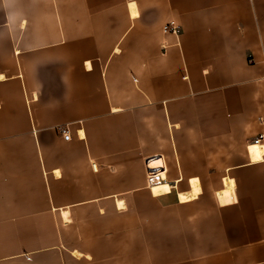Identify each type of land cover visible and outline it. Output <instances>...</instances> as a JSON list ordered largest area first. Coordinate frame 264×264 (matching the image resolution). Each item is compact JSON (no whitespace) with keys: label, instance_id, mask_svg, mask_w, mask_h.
<instances>
[{"label":"crops","instance_id":"1","mask_svg":"<svg viewBox=\"0 0 264 264\" xmlns=\"http://www.w3.org/2000/svg\"><path fill=\"white\" fill-rule=\"evenodd\" d=\"M261 135L264 0H0V264H264Z\"/></svg>","mask_w":264,"mask_h":264},{"label":"bare ground","instance_id":"2","mask_svg":"<svg viewBox=\"0 0 264 264\" xmlns=\"http://www.w3.org/2000/svg\"><path fill=\"white\" fill-rule=\"evenodd\" d=\"M256 144V143H253ZM257 145V144H256ZM260 145V144H258ZM249 153H250V148H249ZM145 168H146V172L149 178H154L156 176L159 175V177L162 178V180H165V162L163 160V158L161 156H154L151 158H148L145 161ZM164 184V183H162ZM234 187L233 183H226V189H232ZM152 191L155 195H159L162 192L167 193L170 191V187L168 185H161V184H156L152 187ZM199 190L197 189V187L194 188L193 192L191 194H181L180 195V200L181 201H187L191 198L196 197V195L198 194ZM222 203L226 202L225 198L221 199Z\"/></svg>","mask_w":264,"mask_h":264},{"label":"built area","instance_id":"3","mask_svg":"<svg viewBox=\"0 0 264 264\" xmlns=\"http://www.w3.org/2000/svg\"><path fill=\"white\" fill-rule=\"evenodd\" d=\"M181 32V28L175 24V22H170L163 28V33L165 35L167 34H174L178 35ZM61 136L64 138L65 141H69L71 139L70 131L68 126H63L60 129ZM264 141V135L259 136L257 139H255L256 144H261ZM148 176V175H147ZM150 180H153L154 178H149Z\"/></svg>","mask_w":264,"mask_h":264},{"label":"rangeland","instance_id":"4","mask_svg":"<svg viewBox=\"0 0 264 264\" xmlns=\"http://www.w3.org/2000/svg\"><path fill=\"white\" fill-rule=\"evenodd\" d=\"M60 129H61V127L59 128V131H60ZM60 135H61V133H60ZM254 142H255V140H254Z\"/></svg>","mask_w":264,"mask_h":264}]
</instances>
